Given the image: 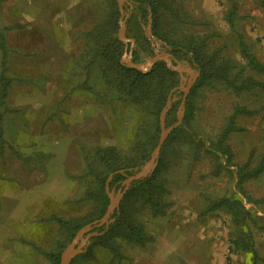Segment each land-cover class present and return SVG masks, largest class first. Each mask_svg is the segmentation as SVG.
Segmentation results:
<instances>
[{
    "label": "rangeland",
    "instance_id": "rangeland-1",
    "mask_svg": "<svg viewBox=\"0 0 264 264\" xmlns=\"http://www.w3.org/2000/svg\"><path fill=\"white\" fill-rule=\"evenodd\" d=\"M128 1L132 5L123 4L125 36L133 42L121 41V65L126 66L127 57L145 66L155 55H167L174 66L195 71L192 52L176 50L199 44L205 54H214L216 65L224 66L235 84L245 77L264 84V74L248 65L238 44L241 35L264 64L261 0H158L154 13L148 4L147 12L138 7L150 0ZM115 7L117 36L118 0H0V87L1 78L7 80L0 105V264H50L37 248L51 251L60 244L64 249L75 234L70 239V231L53 216L100 218L98 186L86 166L89 161L97 171L106 170L98 148H113L119 160L112 161L124 166L139 157L136 147L139 153L155 147L147 140L155 123L151 110L118 88L109 91L97 62L87 69L82 64L92 55L86 33L101 27ZM156 63L166 66L164 60ZM174 72V87L191 77L185 70ZM172 94L176 106L166 126L181 113L183 131L163 153L160 178L167 204L163 213L139 204L134 211L149 239L122 244L119 256L90 240L93 257L78 258L85 250L73 258L74 264H251V253L232 249L239 229L227 209L206 210L223 196L240 199L250 211L253 221L247 227L256 264H264V202H257L264 193V173L240 183L236 173L249 158L251 166L257 165L264 152V86L237 90L217 77L203 80L186 96L192 115L185 123L183 91ZM234 111L235 129L220 142ZM148 159L132 169L139 170ZM119 185L110 188L116 192ZM28 186L40 188V201L33 206V200L16 194Z\"/></svg>",
    "mask_w": 264,
    "mask_h": 264
},
{
    "label": "trees",
    "instance_id": "trees-1",
    "mask_svg": "<svg viewBox=\"0 0 264 264\" xmlns=\"http://www.w3.org/2000/svg\"><path fill=\"white\" fill-rule=\"evenodd\" d=\"M111 1L113 4H115V0ZM145 4H148L150 10L154 13L156 6L160 5V2L158 0H150L147 1V3L145 1H140V5L138 6L140 11L147 12ZM261 5L264 6V0H261ZM117 16L118 9L115 7L114 11L109 14L108 18L100 24L101 27H96L93 32L91 31L86 33L93 43L91 50L92 55L89 60L82 64H84V67L87 69L89 68V64L92 61L97 62V65L100 68V74L102 75L109 91L110 88H118L122 94L125 93L126 96H130L134 102L147 106L151 110L155 117V123L153 129L148 131L147 140L148 142H153V147L156 145L158 139L159 113L165 104L169 90L177 83L175 78L176 72L169 70L166 66L159 63L154 64L153 67L145 73L135 68H129L121 65L118 60V56L122 52L123 44L118 39V37L113 34L114 29L117 27ZM227 19L230 23V26L233 28L234 23L232 13H229ZM103 24H106V27ZM156 24L157 19H153L152 26L155 27ZM238 44L241 54L246 58L248 65L255 71L264 74V64L259 62L257 58L250 52L248 45L244 42L241 35H239ZM0 46L3 48L2 39H0ZM3 51H5V49ZM176 51H182L184 54L192 52L193 59L198 64L200 74L195 84L192 86L191 91L195 89L201 83V81L212 77L220 78L223 82L237 90L248 88L257 84L264 86L263 83L256 82L250 77H245L239 84H235L234 80L229 77L225 72V69H223L225 67H219L216 65L214 54H205L200 48L199 44L192 45L189 50H186L181 46H177ZM166 81L169 82L167 85H164ZM6 82L7 80L5 78H1L0 105L5 92ZM108 90L104 88L102 93L106 94ZM175 106V102L170 106L165 117L166 124L168 122V117L174 112ZM235 110L238 112V110L242 109ZM236 111H234V113L228 118V123L222 130L219 139L220 142L231 130L235 129L233 126V118ZM191 115L190 102L186 98L184 102V117L182 123L187 122ZM182 126L183 125L176 127L169 133L166 140L162 144L160 149L162 156H159L158 164L153 173L145 178L134 181L131 184L119 202V209L115 210L112 214L113 221L110 222L105 232L91 239V244L105 248L111 254L119 256V249L122 244H143L149 239V237L144 232L141 222L135 217L134 211L137 210V206L139 204L142 207H149L154 214L164 212L167 204L164 200V195L167 192V189L160 178V172L163 166V153L173 145L175 140L181 138V132L183 131ZM217 145L219 146L218 142H216V146ZM196 146L198 147V145ZM138 149L139 148L137 147L135 148V153L137 156H139L137 157L138 159L134 157L133 161L128 160L124 166H117L118 164L112 160L118 161L119 156L113 148H98L96 152L97 158L100 163L105 165L106 170L104 172L94 169L95 166L89 161L86 164L87 171L89 174L93 175L98 186V191L96 192L98 198L97 217H101L104 214L109 202L104 189L105 181L108 175L118 169L132 168L134 164L141 163L149 157L151 152L150 149L143 148L141 153L138 152ZM224 152L229 153L225 147ZM249 159L236 170L238 183H240L241 180L245 178H255L261 173H264V152L261 154L257 165L255 166H251L249 164ZM131 173L132 172L127 171L126 175L114 174L112 179L109 181V187L115 185L116 183H120ZM89 194L92 195L93 192H89ZM257 202H264V193L263 197ZM221 207L227 209V211L232 216V222L239 229V235L231 241L232 249L251 253V264H256L257 254L253 246V235L252 231L247 227L248 223L253 221L250 211L244 207L240 199H232L226 196L211 201L207 205L206 210H214ZM53 218L62 227H65L68 231H70V239L79 228L93 220V217L81 221H67L58 216H53ZM102 230H104L103 225L99 228V231ZM37 249L49 259L50 264H59L60 253L63 249L62 245H57V248L51 251H44L39 248ZM91 257H93L91 245L83 254L78 256V258H82V260ZM74 263L75 259H72L70 264Z\"/></svg>",
    "mask_w": 264,
    "mask_h": 264
},
{
    "label": "water",
    "instance_id": "water-1",
    "mask_svg": "<svg viewBox=\"0 0 264 264\" xmlns=\"http://www.w3.org/2000/svg\"><path fill=\"white\" fill-rule=\"evenodd\" d=\"M125 2L128 3L129 5H132L131 2H129L128 0H118L120 19H119V30H118L117 37L120 41L130 42V44H132L133 39L126 38V36H125L126 24H125V18L123 17L124 16L123 4ZM159 60H164L166 63V66L169 70H171V71L185 70L190 74L191 77H190V79H188L185 82V84H180L179 86L174 87L170 90V92L166 98L165 104L159 113V117H158L159 129H160L159 137H158V141H157L153 151L151 152V154L149 156L148 161L139 170L135 171L132 168H128V169L122 168V169L115 170L114 172H112L108 175V177L105 181L104 189H105V193L108 197L109 202H108V205L106 207L104 214L98 220H94V221L86 223L85 225H83L81 228H79L75 232L71 241L64 247V249L60 253L59 264H70V262L72 261V259L75 256L81 254L82 252H84L87 249V246L93 237L98 236L107 230L110 222L113 221V218H112L113 212L115 210L119 209V202H120V199L122 198V196L126 193V191L129 189V187L131 186V184L134 181L145 178V177H147L153 173V171L157 165L158 154L160 152L162 144L166 140L169 133L173 129L178 127L181 123V120H182L181 113L178 116L177 121L175 123H173L172 125L166 126V123H165L166 114H167L170 106L172 105V103L175 99L174 94H172V92L174 90L183 91V96H182V100H181V104H180V110L182 112V109L184 110V102H185L186 96L189 93V91L191 90L192 86L195 84V82H196V80L200 74V70L198 68L194 71L190 67L185 68L182 66H174L173 65L174 58L170 59L167 55H155L154 57L149 59L148 63L145 66L135 65L134 63H132L130 58L127 57L125 60V65L127 67L135 68L139 71L145 72V71H149L151 66L153 65V63H155L156 61H159ZM127 171L132 172V173L130 175L126 176L125 179H123L120 182V185H119L117 191L114 192L113 188L109 187V181L112 179V176L114 174L126 175ZM102 225L104 226V230L94 231L95 229L100 228Z\"/></svg>",
    "mask_w": 264,
    "mask_h": 264
},
{
    "label": "crops",
    "instance_id": "crops-1",
    "mask_svg": "<svg viewBox=\"0 0 264 264\" xmlns=\"http://www.w3.org/2000/svg\"><path fill=\"white\" fill-rule=\"evenodd\" d=\"M23 189L25 190V188H23ZM27 189H28L27 191L26 190L25 191L23 190L20 193L18 192L16 194H17V196L19 198L24 197V198L28 199L29 201L30 200H33L34 202L33 201H32V203L29 202L33 206L35 202H39L40 201V188L28 186Z\"/></svg>",
    "mask_w": 264,
    "mask_h": 264
}]
</instances>
